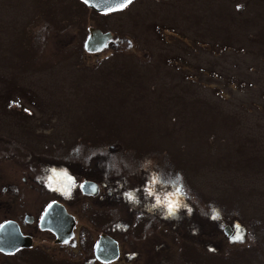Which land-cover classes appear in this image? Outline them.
<instances>
[{"label": "rangeland", "instance_id": "374dc122", "mask_svg": "<svg viewBox=\"0 0 264 264\" xmlns=\"http://www.w3.org/2000/svg\"><path fill=\"white\" fill-rule=\"evenodd\" d=\"M89 27L112 32L96 53ZM0 150L116 184L52 264L101 231L111 264H264V0H0Z\"/></svg>", "mask_w": 264, "mask_h": 264}, {"label": "flooded vegetation", "instance_id": "af4514ba", "mask_svg": "<svg viewBox=\"0 0 264 264\" xmlns=\"http://www.w3.org/2000/svg\"><path fill=\"white\" fill-rule=\"evenodd\" d=\"M74 1L78 2L79 0ZM102 32H109L112 36L110 30H103ZM111 40L110 38L106 41L104 46L110 43ZM9 101L21 106L18 98L8 99L6 103ZM5 160L10 162L8 164L4 162L5 167L8 166L9 168V173H6L5 168V175L0 178V227L4 223H7V226L0 239V264H40L39 260L42 256H45L41 260L42 264L46 260L50 261L49 264H52V260L47 256L52 258L60 256L59 250H62L63 254L60 258L54 260L73 261L72 251L79 248L78 244L75 243L76 238H78L77 228L81 226L80 223L78 226L76 217L80 214L78 211L79 204L84 203L92 210L89 203L97 198L98 202L103 205L105 201H100V198L105 199L106 194L110 195L116 184L112 180L106 179L103 174L100 175L101 177L81 178L82 181L79 182L78 163H30L25 156L20 157L4 150H0V172L3 170L1 168L2 161ZM12 170L14 172L11 175ZM18 171L19 173H17ZM103 172H105L104 168ZM68 177L73 179L74 185H68ZM85 181L94 183L97 191L89 194L82 193L80 184ZM61 189H67L69 194L65 195ZM107 202L103 205L104 209L105 205L108 204ZM52 203L61 206L73 221L68 236L63 241L60 239L61 236L57 237L53 231L40 226L42 215ZM75 232L77 233L76 238L74 237ZM102 233L109 235L107 232L101 231L98 236ZM98 236L96 237L98 238ZM96 237L91 240V238L88 239L85 236V233L83 234L82 243L86 242V254L88 255L83 264H111L115 262L122 250L118 241L116 240L118 243V257L112 262L100 263L93 258ZM91 241L93 242L91 243Z\"/></svg>", "mask_w": 264, "mask_h": 264}, {"label": "water", "instance_id": "95a60500", "mask_svg": "<svg viewBox=\"0 0 264 264\" xmlns=\"http://www.w3.org/2000/svg\"><path fill=\"white\" fill-rule=\"evenodd\" d=\"M88 8L92 9L96 13L106 14L117 11L120 8V0H80ZM87 37L84 40V49L87 52H94L99 50L105 42L110 39L109 32H102L98 28L89 27L87 29ZM85 183V182H83ZM88 185H95L91 182H86ZM83 193H91L87 189H82ZM59 214V216H57ZM69 221V224H68ZM72 218L61 208V206L52 203L48 206L45 213L40 219V226L42 228L53 231L57 237L63 241L67 238L69 230L72 226ZM7 223H4L0 227V239L4 233ZM223 232L228 235L229 231L225 226ZM94 257L101 262H110L114 260L118 255L117 243L111 237L106 234L99 235L95 242L93 249Z\"/></svg>", "mask_w": 264, "mask_h": 264}, {"label": "snow or ice", "instance_id": "6c2138e0", "mask_svg": "<svg viewBox=\"0 0 264 264\" xmlns=\"http://www.w3.org/2000/svg\"><path fill=\"white\" fill-rule=\"evenodd\" d=\"M86 2H87V0H86ZM131 2H132V0H120V8H123V7L127 6V4H130ZM68 185L69 186L74 185V181H73V179L71 177H68ZM80 187L82 189L89 190L91 193H94V192L97 191V188H96L95 185H88L86 182L85 183H81L80 184ZM61 191H64V194L65 195H68L69 194L68 191H67V189H61ZM177 191L179 192L180 189L178 188ZM125 195L130 200L134 198L132 193H126ZM157 203H160V201L157 200ZM180 206L181 205L179 203H177L175 201H172V200H169L167 202L168 215H174L176 209H178ZM217 218H218V213H216V214L213 215V219H217ZM235 228H236V234L233 235L231 237V239L233 241H240V240L243 239L242 229H241V227L239 225H236ZM65 243H67V241H65Z\"/></svg>", "mask_w": 264, "mask_h": 264}, {"label": "trees", "instance_id": "16d2710c", "mask_svg": "<svg viewBox=\"0 0 264 264\" xmlns=\"http://www.w3.org/2000/svg\"><path fill=\"white\" fill-rule=\"evenodd\" d=\"M79 4L83 5L81 2L78 1ZM93 12V11H92Z\"/></svg>", "mask_w": 264, "mask_h": 264}]
</instances>
